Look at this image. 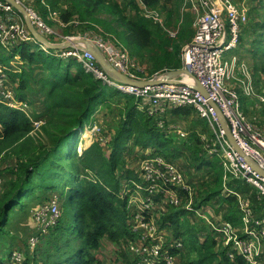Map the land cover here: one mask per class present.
Masks as SVG:
<instances>
[{"label":"trees","instance_id":"16d2710c","mask_svg":"<svg viewBox=\"0 0 264 264\" xmlns=\"http://www.w3.org/2000/svg\"><path fill=\"white\" fill-rule=\"evenodd\" d=\"M45 1L54 6L62 0ZM129 1L135 11L132 16L125 14L119 0H68L63 4L71 6V15H86L90 17L89 22L105 26L111 31L110 34L113 32L112 35H117V39L127 45L132 55L146 56L152 66L149 74L179 68L181 62L174 50L175 42L167 33H162L158 23L139 13L135 0ZM160 1L162 0H145L150 7L156 9H159ZM255 1L260 4L250 6L248 12L256 9L261 16L260 7L262 8L264 0ZM36 4L42 5L38 0ZM102 13L107 14V17L101 19L99 15ZM63 18L68 20L66 15ZM262 49L261 43L258 50ZM13 52L19 54L24 64L18 74L20 90L28 86L34 68L47 71L46 77L34 80L37 91L32 94V99L26 98L32 115L36 119H43L44 123L34 126L24 111L0 103V124L3 130L0 136V159L14 158L13 165L8 163V168L0 169V177L4 181L0 192V239L4 232H8L4 227L8 224L11 211L23 204L25 196L34 192L48 193L45 199L53 192H59L63 196L65 209L74 208L71 219L64 218L61 221L63 217H60L40 237L34 253L25 252L22 264H101L98 254L106 243L114 245L115 251L119 252L118 261L122 259L125 263L131 262L126 245L128 241L134 240V236L129 230L118 191L122 175L137 178L136 175L133 176L131 164L127 162V157L135 147H151L150 154L159 153L175 162L173 146L180 145V150L187 153L185 157L188 160L183 165L179 164L187 179V172L191 168L209 166L213 169L214 182L200 204L220 194L222 158L217 154L208 156L195 131L187 134L182 139V144H179L176 140L180 139L157 128L137 108L136 99L128 95V102L120 108V119L107 143L102 145L95 140L78 154L76 136L67 148L65 158V141L73 132H77L76 128L91 120L97 110L112 109L117 99L124 95L85 72L74 58L61 59L29 43L14 47ZM10 56L0 47V62L7 63ZM73 66L74 71L71 69ZM257 69L264 72V66L255 65V70ZM187 108L174 109L173 112L187 115L189 109L195 112L193 108ZM248 186L247 183H238L236 188H251V193L254 194L253 187ZM220 199L227 203L224 218L233 224H239L236 197L228 195ZM182 209L171 207L162 217L163 225L171 228L173 235L183 241L184 250L177 258L179 264H246L239 255L231 259L224 252L216 251L215 240L210 234L200 242L197 233L201 228L182 220ZM193 251L196 253L194 257L191 255Z\"/></svg>","mask_w":264,"mask_h":264},{"label":"built area","instance_id":"2783aa9c","mask_svg":"<svg viewBox=\"0 0 264 264\" xmlns=\"http://www.w3.org/2000/svg\"><path fill=\"white\" fill-rule=\"evenodd\" d=\"M27 11L33 26L52 42H63L75 37H82L92 42L104 55L105 59L123 75L145 80L160 76L164 71L148 74L146 66L134 57L129 49L112 34L97 37L76 36L62 33L60 28L67 22L57 21L58 27L49 25L36 10V0H16ZM47 7L49 17L56 12L50 10L45 0H38ZM194 10L193 35L185 42L179 53L181 66H184L193 77L206 89L209 97L223 114L230 133L242 148L261 169L264 170V136L258 126L251 121L242 109V98L255 97L258 105L264 109V86L256 90L250 69L235 54L230 60L223 58V53L237 48L243 25L248 22V8L238 5L235 0H190ZM139 13L155 23L162 24L160 11L150 7L145 0H135ZM170 38L176 31H167ZM103 36V37H102ZM29 43L36 45L47 53L61 59L74 58L85 72L91 73L102 83L114 87L119 92L133 96L137 108L153 121V124L175 138H186L187 132L167 120L169 109L190 107L195 114L211 127L217 125L219 149L206 147L222 158L224 177L233 175L241 177L256 188L257 195L264 200V177L253 170L244 158L229 143L218 124L216 113L209 106L207 99L194 89L193 78L184 75L181 82H165L155 85L135 86L111 79L101 68L93 54L78 47L48 49L37 41L28 31L23 17L14 6L0 0V47L5 54H11L7 63L0 62V102L4 105L24 111L29 115V104L17 96L12 81L13 73L19 72L23 62L13 48ZM238 73V75H237ZM238 82L235 87L230 84ZM241 89V91H239ZM34 126L44 123L43 119L31 118ZM92 134L102 129L96 124L77 128L81 132ZM86 132V133H85ZM3 130L0 124V136ZM86 136V135H84ZM109 140L106 132L101 133L97 141L105 145ZM81 143L79 147H81ZM78 147V149H79ZM80 153V150H78ZM133 176L122 175L119 180L118 196L127 216L129 230L134 240L128 241L126 252L130 264H179L177 258L184 250L180 237H175L172 230L164 227L161 219L171 207L190 209L185 204V193L192 197V188L187 182L184 170L178 163L169 161L159 153L139 157L132 166ZM2 179L0 177V183ZM59 198L53 193L46 202L41 203L32 212L34 232L27 239L26 252L36 250L40 236L54 226L60 219ZM241 220L244 231L238 232L230 222L223 221L213 225L218 233L216 239L222 244V251L231 259L241 256L246 264H264V227L251 220V212L246 202H240ZM209 224V220H207ZM24 253L19 249L8 252L2 264H22Z\"/></svg>","mask_w":264,"mask_h":264},{"label":"crops","instance_id":"0c3cea01","mask_svg":"<svg viewBox=\"0 0 264 264\" xmlns=\"http://www.w3.org/2000/svg\"><path fill=\"white\" fill-rule=\"evenodd\" d=\"M249 3H251L250 6L256 5V1L255 0H249ZM257 4H260L257 3ZM260 7V5H259ZM261 9H264V2L262 3V8L260 7V13L261 16L260 18L262 19V16L264 15L261 12ZM260 20V19H259ZM57 23V21H56ZM192 25V24H191ZM258 25L260 27V29H258L255 32V36L253 35L252 38L247 37L248 35H251L252 33L245 30V28L243 29V34H242V39L239 43V45L237 46V48L233 49V54L236 55V57L238 58V60H242L243 62L246 63V65L248 66V68L251 71L252 77H253V82H254V86L255 89L258 91L260 90L263 86H264V72H262L260 69L255 70V65L254 62L252 61L251 65L248 64L243 58L238 56L239 52H248L251 56H252V60H256L259 61L262 60V57H264V48L259 51V46L262 43L263 47H264V33L261 34V28H264V22L263 20H260V22H258ZM56 27H58V24L56 25ZM193 27V26H192ZM60 30L62 31V28H60ZM188 32V31H187ZM184 32L183 34V39H182V32H178L176 36H178V38L180 40L183 41V43L189 41L193 35L194 29H192V31H190L189 33ZM21 59V58H20ZM22 60V59H21ZM23 61V60H22ZM253 64V65H252ZM24 66V64H23ZM258 66H261V64L259 63ZM181 67V66H180ZM179 67V68H180ZM72 71L75 70V66L71 67ZM22 70V69H21ZM20 70V71H21ZM166 70H170V69H166ZM254 70V71H253ZM16 72L15 75H13V77L15 78L14 80L17 79L18 83L16 82L15 84L18 85L19 84V78H18V74L20 73ZM47 75V71L42 69V68H34L31 72V77L28 80V87H27V94L28 96L30 94H35V90H32L31 88L34 87V80L35 79H40V78H44ZM238 75V73H237ZM184 75H182L180 77V79L183 77ZM231 85L237 87L238 86V82H236L235 80L230 82ZM239 91H241V89H239ZM23 98H27L26 95L22 96ZM123 100H125L124 98H122ZM120 100V99H119ZM117 101V103L113 106L112 109H107V108H101L99 110H97L92 118L91 121L93 120H97L99 123L102 124V131L106 132V134L109 136V138H111L113 132H114V127L116 125V123L119 121L120 117H119V110L120 108H123L126 104V102H120ZM242 109L244 110V112L247 114V116L251 119L254 120L255 124L257 123L259 126V128H261L262 130V134L264 136V112H263V108H261L255 97H246L243 96L242 98ZM188 109L187 107H177L174 109ZM174 109H169L167 112V120L174 124L175 126L179 127L180 129L186 131L188 134L192 133L193 131H195L198 135V137L200 138V140L202 141V148H204V150L206 151V154L212 155V154H217L216 152H218L219 146L216 145V141H217V135L215 132L209 133V135L207 134L206 130H202L199 128L198 126V120H201L203 122V120L201 118H199L195 112H193L192 110L189 109V114H177L174 113L173 110ZM256 124V125H257ZM86 137L89 139V137H91V135L86 134ZM187 137V136H186ZM180 140H176L179 144H182L183 140L181 138H178ZM209 141V150L210 148H215L216 152H210L208 150V148L206 147V143ZM92 140L90 139L89 141H87L85 144L81 143L83 148H87L88 146H90L92 144ZM152 151L151 147H135L133 152L127 157V162L129 164H131V167L133 165H135L137 159L140 156H146L148 154H150V152ZM138 153V154H136ZM173 158L175 160V162H177L178 164H184L185 163V155H187V153L185 151H181L180 150V145H174L173 146V152H172ZM219 156V155H218ZM187 182L189 183V185L192 188V197L188 198V196L185 193V204L189 205L190 209H182L183 212L181 213V215L183 213H185V215H187V217H190V220H193V222H196L197 220L200 221L201 223L205 222V226H203V229L205 231L201 232V230L199 231L198 234V238L199 241L202 242L204 241L207 237L212 236V238L215 240V250L218 252H223L222 249V244L220 243V241H218L216 239V237L218 236V233L213 229V225H219L221 224L223 221H227L230 222L229 220H227L226 218H224L223 213L226 211V207H227V203L226 202H222L220 198L226 197L228 195H234L236 197V201H237V207H238V217L240 219V223L239 224H233L232 222L231 225L235 228H237L238 232H243L244 231V225L242 223L241 220V209H240V202H246L248 209L251 212V220L252 223L253 222H258L259 226L264 227V201H262V199L257 195V193L252 194L251 193V188H248L247 190H243L240 191L236 188V185L239 184H243V183H247L249 186L251 187L252 185L249 184L248 182H246L244 179H242L241 177H236L233 175H227L226 177H224V170L222 173V187L220 189V194L216 197H214L212 200H210L212 203H217L218 206H222L224 208L225 211H221L218 210L217 212H212L213 208L210 207L209 208V199L205 200L204 203H201V200L206 197L207 193H209V186H211L214 182V174H213V169H211L209 166H206L205 168H200V169H196V168H191L190 172H187ZM230 182V183H229ZM251 185V186H250ZM253 191V190H252ZM259 197V198H258ZM182 208V207H181ZM195 216H192V215ZM180 218L183 219V216ZM189 220V222H190ZM207 220H209V224L207 223ZM202 229V230H203ZM201 232V233H200ZM262 249L264 250V247H262ZM264 256V255H263Z\"/></svg>","mask_w":264,"mask_h":264},{"label":"rangeland","instance_id":"374dc122","mask_svg":"<svg viewBox=\"0 0 264 264\" xmlns=\"http://www.w3.org/2000/svg\"><path fill=\"white\" fill-rule=\"evenodd\" d=\"M66 1H68V0L58 1V3H55L54 6H52L49 3H46L50 10L56 12V15L53 18L49 17L48 10H47L46 6L36 4L35 8H36V10H38V12L42 16V18L51 26L56 27V25H57L56 21L62 20L64 22H67L66 26L62 27V33H64V34L76 35V36H78V35H80V36L89 35L91 37H97L98 35H104L105 36V34H107L106 36L109 35L108 33H110L111 31L109 32V30L106 29L105 26H103L99 23L95 24L93 22H89L90 21L89 16L85 15L83 17H80V16L78 17V16H75L77 13H75V15H71L69 12L71 10V6L67 3L63 4V2H66ZM119 1H120V4L125 9V14H127L129 16L134 15L135 11H134L132 5L130 4L129 0H119ZM235 2L238 5H244L245 7L248 8V10H249L250 5H251V3H249V0H235ZM253 6H255V5H253ZM158 7H159L158 10L160 11L161 17L163 19L162 24H159V27L161 28L160 30L162 31L163 34L164 33L168 34L167 31L174 30L177 33L182 32V39H183V35H184L183 33L184 32L188 31L187 33H189L190 31H192L193 25H191V24L193 23V19H194V10L192 9V5H191L190 0H166V1L162 0L159 2ZM261 12L264 14V9H261ZM248 13L250 14V19L248 22H246L243 25V27H245V30L252 33L251 35H248L247 37L252 38L253 35L255 36V32L258 29H260L259 25H257V22H260V20H263V22H264V15L262 16V19H261L260 16L258 15V12L256 9H251ZM64 15H66V17L68 19L67 21L63 18ZM99 17L101 19H103L104 17H107V14L102 13L99 15ZM86 20H88V21H86ZM242 34H243V32H242ZM114 36L116 38H118L117 35H114ZM263 39H264V37H263ZM172 40L175 42V44H173V46H174L175 53L177 54V57L179 58L180 48L184 43L182 40H180L178 38V36H175L174 38H172ZM122 44L127 47L126 44H124V43H122ZM232 55H233V50H230V51L223 53V58L230 60V57ZM238 56L243 58L250 65L253 61L254 65H259V63H260L261 66H264V57H262V60H260V62H259V61H256L254 59L252 60V56L248 52H246V53L239 52ZM134 57L137 58L141 63H143L146 66L147 72L149 74L152 66H151L148 58L146 56L137 57L135 55H134ZM15 74L16 73H13V75H15ZM11 79L14 83H16V82L18 83L17 79L16 80H14L15 78H11ZM27 87L24 88L23 90H20L18 85H17V88H14L17 96H20V98L23 101H27L28 99L29 100L32 99V94H30L28 96V94L26 93ZM108 87L111 88V86H109V85H108ZM32 90L37 91V88L32 87ZM24 95H26V97H28V99H26L25 97L23 98L22 96H24ZM122 98H124L125 100H123ZM127 98H129V97L128 96L126 97V95H124V96L119 97L117 99V101L120 99L119 100L120 102H128ZM29 115L31 118H35L32 115V110H31L30 106H29ZM30 117H29V119H30ZM119 117H120V115H119ZM249 119L254 122L253 119H251V118H249ZM30 121H31V119H30ZM31 123L33 125L32 121H31ZM93 124H96L100 128L102 127V124L99 123L97 120H93L91 122H90V120H88L85 123L86 126H92ZM254 124H255V122H254ZM198 126L200 129L206 130L208 135H209V133L213 134V132H215V131L217 132V125H214V128H213V127H211L210 124H208L204 120H203V122L201 120H198ZM256 126H259V125L257 124ZM102 129H103V127H102ZM260 130H261V128H260ZM88 131H89L88 134L91 135V137H89V139H88L86 136H84L86 134H84V132H81L79 135V138H78V141H79L77 144L78 146L80 143L85 144L90 139L92 141L97 140V138L101 135V133L103 134V132H104V131H100V132H95V134H92L90 132V129H88ZM261 134H262V130H261ZM75 138H76V131H75V133L73 132L69 136L68 139H66L65 150L63 152V155L65 158H66V153L68 151L67 148L70 146L72 141L75 140ZM77 150H79V149H76V151ZM80 150H81V148H80ZM136 154H138V153H136ZM185 160L187 161L188 158L186 157ZM8 163L13 165L14 164V158L9 157L5 160L3 158H1L0 159V169L4 168V167L8 168L7 167L9 165ZM3 172H4V174H6L5 171H3ZM1 179H2V182L0 183V192L3 189V184H4L2 176H1ZM252 187H253L254 193H255L256 188L253 185H252ZM53 193H55L59 198V204H60L59 208H60V213H61L60 216H61V218L63 217V219L61 221H64L65 220L64 218L71 219L73 212H74V208L68 207L67 209H65V207L63 205V202H64L63 196L59 192H53ZM49 194H50V192H49ZM47 195H48V193L43 194L40 191L34 192L32 195L25 196L23 204L17 206L15 209H13L11 211L8 224L6 227H4V228H6V230H8V232H4V234L2 235V237L0 239V261H3L5 259V257L8 255V252L12 249H19L21 252H23L25 254L28 235L30 233L34 232V224H33L32 218H31L32 212L35 209H37V207L41 203H44L48 200V198L45 199L47 197ZM61 204H62V206H61ZM210 207L213 208L212 212H217L218 210H221L222 212L225 211L222 206H218L217 203H212L211 201H209V208ZM182 216H183V219L181 218L182 220L188 221V223L190 225H195V226L200 227L201 232L205 231L203 229V226H205V222L201 223L198 220L196 222H193V220H190V217H187V215H185V213H183L181 215V217ZM192 216H195V215L193 214ZM162 220H163V218L161 219V223L163 224ZM189 220H190V222H189ZM164 227H167V226L164 225ZM169 229H171V228H169ZM197 234H199V233H197ZM191 255H192V257H194L196 255V253L193 251V252H191ZM98 256L100 258V261L102 262L101 264H130V263H125L124 261H122V259H121V261H118L119 260V252L118 251L116 252L114 245H111L109 243H106V245L103 246L102 251L98 254ZM37 263H39V261Z\"/></svg>","mask_w":264,"mask_h":264},{"label":"water","instance_id":"95a60500","mask_svg":"<svg viewBox=\"0 0 264 264\" xmlns=\"http://www.w3.org/2000/svg\"><path fill=\"white\" fill-rule=\"evenodd\" d=\"M4 1L14 6V8L22 15L25 25L28 31L31 33V35L37 41L42 43L45 47L49 49H65V48H70V47H78L80 49L87 50L93 54L96 61L99 63L101 68L108 74V76L115 81L131 84L135 86H146V85H155V84L165 83V82H181L182 80L180 79V77L182 75H186L188 77L193 78L195 82L193 84L194 89L199 91L207 99L209 106L212 107V109L216 113L218 124L223 130L225 137L227 138L229 143L244 158L246 163L253 170H255L258 174L264 177V170L261 169L250 157H248L245 154V152L238 145V143L236 142V140L230 133V130L227 126V123H226V120L223 114L221 113L220 109L215 104V102L209 97L206 89L200 84L198 80H196L193 77V75L184 66H181L180 68H176V69L166 70L158 77L155 76L153 78H149L145 80H136V79L129 78L123 75L122 73H120L110 63H108V61L105 59L102 52L88 39H85L82 37H75V38H72L70 40L63 41V42H52L33 26L27 11L21 4H19L16 0H4Z\"/></svg>","mask_w":264,"mask_h":264},{"label":"clouds","instance_id":"9594fccd","mask_svg":"<svg viewBox=\"0 0 264 264\" xmlns=\"http://www.w3.org/2000/svg\"><path fill=\"white\" fill-rule=\"evenodd\" d=\"M20 15H21V14H20ZM21 16H22V15H21ZM109 34H110V33H109ZM176 34H177V32H176ZM113 36H114V35H113ZM168 36H169V35H168ZM48 39H49V38H48ZM49 40H50V39H49ZM118 40H119V39H118ZM50 41H51V40H50ZM120 42H121V41H120ZM121 43H122V42H121ZM46 48H47V47H46ZM47 49H48V51H49V48H47ZM51 50L53 51V50H57V49H51ZM129 51H130V50H129ZM46 53H47V52H46ZM130 53H131V52H130ZM48 54H50V53H48ZM131 54H132V53H131ZM9 59H10V58H9ZM9 59H8V61H9ZM164 71H166V70H164ZM111 79H112V78H111ZM112 88H114V87H112ZM120 93H121V92H120ZM122 94H123V93H122ZM124 95H126V94H124ZM128 96H130V95H128ZM2 104H3V103H2ZM90 122H91V120H90ZM85 123H86V122H85ZM83 126H84V123H83L82 125H79L78 127H81V129H82ZM78 127H77V128H78ZM77 128H76V130H77ZM76 133H77V132H76ZM76 136H77V144H78V142H79V141H78V138H79L78 133H77ZM77 146H78V145H77ZM78 147H79V146H78ZM78 147H76V149H78ZM80 148H81L80 153H79L78 150H77L78 154H81L82 150L84 149L82 145H81ZM32 233H33V232H32ZM32 233H30L29 235H31ZM29 235H28V237H29ZM40 237H41V236H40ZM27 239H28V238H27ZM4 260H5V259H4ZM4 260H3V261H4ZM3 261H2V262H3ZM2 262H1V263H2Z\"/></svg>","mask_w":264,"mask_h":264}]
</instances>
